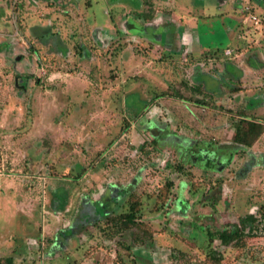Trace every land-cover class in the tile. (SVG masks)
Masks as SVG:
<instances>
[{
    "label": "rangeland",
    "instance_id": "rangeland-1",
    "mask_svg": "<svg viewBox=\"0 0 264 264\" xmlns=\"http://www.w3.org/2000/svg\"><path fill=\"white\" fill-rule=\"evenodd\" d=\"M225 1L0 0V264H264V0ZM132 202L140 226L104 232Z\"/></svg>",
    "mask_w": 264,
    "mask_h": 264
},
{
    "label": "trees",
    "instance_id": "trees-1",
    "mask_svg": "<svg viewBox=\"0 0 264 264\" xmlns=\"http://www.w3.org/2000/svg\"><path fill=\"white\" fill-rule=\"evenodd\" d=\"M263 23L264 21L261 20ZM199 84L195 85V88H199ZM231 91H234L232 89ZM191 102L195 105H203L204 107L213 108V109H222L220 105H216L213 101L209 103H201L196 100H191ZM229 114L235 117V124L233 126V133L231 135L232 142L237 145L251 147L254 141L260 136L263 130V122L250 117L244 111H229ZM126 130V128L124 129ZM171 186V182H167L165 188H169ZM139 208L137 203H131L129 206V211L115 215L107 220L106 225L104 226L103 230L110 231L111 233L121 234L122 232L128 231L131 228L140 226L139 222ZM256 219L252 215L246 216L244 219H241L242 228L237 229L235 226L230 228H224L223 230L217 233V236L221 243L229 244L239 238L240 233H243L245 228H247L248 222H254ZM252 225V224H251ZM248 233H252L253 225L248 226L247 228ZM210 236V240H211Z\"/></svg>",
    "mask_w": 264,
    "mask_h": 264
},
{
    "label": "crops",
    "instance_id": "crops-1",
    "mask_svg": "<svg viewBox=\"0 0 264 264\" xmlns=\"http://www.w3.org/2000/svg\"><path fill=\"white\" fill-rule=\"evenodd\" d=\"M158 1V0H157ZM234 1V0H233ZM249 2V0H246V2ZM217 2H219V4H222L224 3L225 4H229L228 1H225V0H217ZM236 3V2H235ZM220 13H222L224 10H221V9H218ZM221 10V11H220ZM170 11V10H169ZM229 12V11H228ZM170 16H168L167 18L169 19V21L171 22L170 25H173V23L175 21H177L175 18L176 16L171 12L169 14ZM230 15V12L228 14V16ZM230 18V17H229ZM183 22V21H182ZM167 26V25H164V27ZM178 28H182V31L180 32V34L178 35L179 38H180V47L182 49H187L188 51L191 50L192 51H197L198 53L199 52H204V51H207L206 49H203V48H200L196 42H195V33L191 31V26H189L188 28L185 26L182 27V26H179L177 27ZM153 30V29H152ZM154 31V30H153ZM173 31V30H172ZM156 32V31H155ZM164 32V29L161 31L160 30V33H163ZM157 33V32H156ZM176 34H177V31H176ZM175 35V34H174ZM173 37V36H172ZM171 37V39H172ZM170 39V41H171ZM171 47H169L170 49ZM236 58H238V55H236ZM242 66V67H241ZM255 65H227L226 67V75L228 76V79H230L231 81H234V82H237V81H244V80H250V75H252L254 73L253 69H255V71H258L256 68H254ZM256 66H259V65H256ZM233 71V72H232ZM235 76V77H234ZM196 78V77H195ZM208 80V78H207ZM211 80V79H209ZM199 85H203L204 86V82L203 84L200 82V83H197ZM202 86V87H203ZM236 87V86H235ZM242 87V86H241ZM240 87V88H241ZM243 89L241 90H234L233 92V95H237L239 93H243V92H250V94H254V92L250 91V90H245V91H242ZM244 105V104H242ZM260 121V120H259Z\"/></svg>",
    "mask_w": 264,
    "mask_h": 264
},
{
    "label": "built area",
    "instance_id": "built-area-1",
    "mask_svg": "<svg viewBox=\"0 0 264 264\" xmlns=\"http://www.w3.org/2000/svg\"><path fill=\"white\" fill-rule=\"evenodd\" d=\"M242 13H245L243 16V21L242 22H250V23H259L258 17L252 13L251 7L249 5H246L244 9L242 10ZM232 52V49L226 48L225 49V54H230Z\"/></svg>",
    "mask_w": 264,
    "mask_h": 264
}]
</instances>
